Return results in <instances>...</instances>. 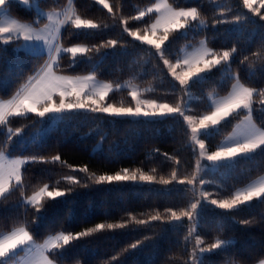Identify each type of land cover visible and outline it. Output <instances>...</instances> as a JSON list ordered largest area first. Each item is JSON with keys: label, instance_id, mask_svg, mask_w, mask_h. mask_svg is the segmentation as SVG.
I'll list each match as a JSON object with an SVG mask.
<instances>
[{"label": "trees", "instance_id": "obj_1", "mask_svg": "<svg viewBox=\"0 0 264 264\" xmlns=\"http://www.w3.org/2000/svg\"><path fill=\"white\" fill-rule=\"evenodd\" d=\"M155 1L108 0L112 8L109 12L93 0H40L45 8H65L66 12L73 3L71 14L100 25L94 30L64 28L60 44H82L92 50L78 55L75 63L70 54L61 56L58 70L70 76L95 73L96 78L114 86L133 82L145 88V99L173 106L181 103L183 97L181 106L196 116L210 110L209 94L226 95L238 81L256 89L252 97V118L264 129V100L259 95L264 91V20L260 19L264 8L254 5L260 13L257 15L244 7L243 0H169L176 8L196 7L199 20L204 21L200 24L198 20V28H190L186 33L181 30L170 35L166 56L173 63L186 46L200 40L216 53L237 49L230 61V72H226L225 65L213 69L202 82L192 83L190 96H185L155 49L135 41L124 30L125 27L133 31L140 29L144 34L155 14H147L140 20L133 17ZM9 8L16 18L35 21L33 7L11 2ZM108 40H117V46L95 50L94 46ZM20 42L3 44L0 40V99L11 98L48 59L20 49ZM106 103L135 106L125 88L111 92ZM241 115L231 116L218 131L204 136L210 150H216L221 140L233 131ZM43 121L30 114L10 118L7 127H0V151L45 158L23 168V195L16 190L7 199H0V234L26 226L35 241L43 242L60 231L77 233L98 223L125 225L72 242L63 257L56 258L59 264H256L264 260V198L236 210H222L204 203L201 215L191 222L185 218L176 224L164 219L170 215L169 209L177 212L188 209L199 198L200 191L208 192L209 200L224 199L264 175V150L257 149L231 165L201 171L194 195L192 186L172 179L173 172L177 180L191 178L198 161L182 117L148 121L81 111L63 114L54 122L48 121L46 126ZM8 127L13 131L22 129L11 142H6ZM57 154L60 161H52ZM85 166L87 173L74 170ZM124 169L136 172L137 181L96 185L89 179L102 174H122ZM140 174L153 176L155 180L141 182ZM161 179L172 182L164 185L159 183ZM199 179L205 183L200 185ZM44 184L59 187L67 194L55 201L46 200L41 212L36 213L23 202ZM68 189L72 191L67 192ZM157 213L162 219L151 220ZM137 220L147 223L138 224ZM246 220L249 223H243ZM197 236L203 241L199 246ZM217 238L231 243L224 251L205 253L201 257L199 248H207ZM138 241V247L132 249L131 245Z\"/></svg>", "mask_w": 264, "mask_h": 264}, {"label": "snow or ice", "instance_id": "obj_2", "mask_svg": "<svg viewBox=\"0 0 264 264\" xmlns=\"http://www.w3.org/2000/svg\"><path fill=\"white\" fill-rule=\"evenodd\" d=\"M12 0H0V40L3 44H8L14 39L23 40V47L33 55L39 57L44 54V48L47 49L48 59L36 71L35 75L30 76L25 84H23L10 99H0V127H7L10 123V118L26 117L29 113L41 118L56 117L74 112H90L107 114L112 117H131L136 120L144 119L148 121L156 119H164L166 117H182L187 129L190 132V137L193 145L198 146L199 157L211 162L210 167L216 168L224 165H231L236 160L248 157L256 152L257 149L264 150V129L258 127L252 118V97L256 89L246 87L237 82L232 85V91L225 97L216 99L210 98V110L201 115H188L186 109L181 106L184 103L183 97L181 103L175 106L160 102L156 99H142L138 88L129 87L128 95L135 106H116L112 103H106L109 94L114 90H118L124 85L110 82H101L96 78L95 73L85 76H65L59 75V59L61 53L70 54L73 63L77 61L78 54L85 55L92 49L87 46H71L63 47L58 36L61 34V29L65 26H70L77 30H94L100 28V25L91 19H82L79 15L64 13L63 19H59L60 13L45 14L38 5L36 7L37 21L47 15L48 23H45L42 28L33 27L32 24L22 23L12 19L5 12L6 5ZM30 0H23L25 5H28ZM257 0H243L245 8L251 12L260 15L258 10L253 7ZM96 3L103 5L109 12L112 8L107 3V0H96ZM259 6L264 8V0H259ZM148 13H155L156 19L150 25V28L144 29V34L141 30L135 31L125 27L128 36L135 41L151 46L155 49L156 55L163 62L164 67L168 69L171 78L178 82L179 90L185 95L190 96L189 89L192 83L202 82L213 69H217L221 65L226 67V72H230V61L233 54L237 51L235 47L230 50H225L222 53L213 52L206 46L194 52L188 53L182 58H177L173 63L166 56V42L169 41L170 35L178 33L181 30H188L193 27V22L199 20V12L196 7L190 8H173L170 4H154L144 11L133 17L134 20H140ZM239 20V17L236 18ZM260 19L264 20V15H260ZM36 21H34L35 23ZM126 23V22H125ZM203 24V20H199ZM159 31V34H158ZM117 40H108L100 46H94L98 52L100 47L115 48ZM247 60V56L244 57ZM243 63V61H241ZM179 69V71H178ZM238 80V77H233ZM264 100V91L259 94ZM58 97V102L57 98ZM240 110H246L241 124L234 130L233 135L229 136L227 141L220 145L217 150L208 152L206 150L205 140L200 139L201 136H209L212 132L218 131L219 126L228 120L234 114H239ZM264 110V109H262ZM22 129L16 128L14 131L8 127L6 142H11L14 136H19ZM228 141H232L229 143ZM52 161H60L59 154L51 158ZM45 158L40 156H30L25 158H8L5 151H0V198L7 199L8 196L20 190L23 195V172L22 168L30 163L44 161ZM179 163V161H177ZM203 165L197 161L196 170L191 178L185 177L177 180V174L173 172L172 179L179 184H187L192 186L195 195V189L198 179V174L202 171ZM79 172L87 173V166L74 169ZM74 183H79L74 177H69ZM96 185L112 184L119 182H136L137 173H129L128 169H124L123 173L102 174L99 176H90ZM155 178L150 175L140 174L139 181L153 182ZM172 181L161 179L159 183L168 185ZM205 181L199 179V184L203 185ZM68 189L67 192H71ZM66 191L59 187H51L44 184L39 190L34 191L31 196L24 200L26 206H31L36 213H40L44 207L46 200L55 201L58 198L64 197ZM209 193L200 191L199 198L190 204V207L179 212L169 209L170 215L165 217L169 223L179 224L185 218L188 221H193L194 217L201 215L200 209L204 203H209L218 209L236 210L242 205H247L253 200L264 198V181L254 183L250 186L235 191L233 195L224 199H210ZM134 219V218H133ZM153 221L162 219L157 213L150 217ZM138 224L147 223L144 220L135 221ZM247 224L249 221H243ZM124 224L113 223H98L94 227L87 228L77 233L60 231L57 234L51 235L44 240L43 243H36L33 234L26 226H20L8 232L0 234V264H5V261L21 251L30 254V264H57L56 258H62L67 247L74 241H79L84 237H89L95 233H99L105 229L112 230L123 228ZM203 241L197 236L196 244L199 246ZM231 241L217 238L215 242L208 245L207 248L200 247L199 253L201 257L205 253H213L214 251H224ZM140 242L133 243L132 249H136ZM52 257V258H50ZM192 258L197 259L195 251L192 253ZM264 264V260L260 261Z\"/></svg>", "mask_w": 264, "mask_h": 264}, {"label": "rangeland", "instance_id": "obj_3", "mask_svg": "<svg viewBox=\"0 0 264 264\" xmlns=\"http://www.w3.org/2000/svg\"><path fill=\"white\" fill-rule=\"evenodd\" d=\"M69 1H71V0H69ZM95 3H96V0H93ZM12 2H19V3H21V4H23V5H25L24 3H23V0H12ZM74 2V1H73ZM107 3L109 4V2H108V0H107ZM163 4V3H167V4H170L171 6H172V4L169 2V0H156L155 1V3L154 4ZM96 4H98V3H96ZM153 4V5H154ZM37 5H38V7H39V9L42 11V12H44L45 14H49V13H51V14H55V13H60V16H59V19H63V14L64 13H69V14H71V12H72V8H73V3L70 5V8H69V10H68V12H66V9L65 8H53V9H51V8H45V7H43L42 6V4L40 3V0H30V2H29V4L28 5H25V6H28V7H33V9L35 10V13H36V7H37ZM99 6H101V7H103V5H100V4H98ZM153 5H151V6H148V7H152ZM254 5H259V0H257V2L254 4ZM253 5V6H254ZM9 6H10V4H8V5H6V7H5V12H6V14L9 16V17H11L12 19H15V20H18L19 22H22V23H27V24H32L33 25V27H39V28H42L43 27V25L45 24V23H48V20H47V15H45L44 17H41L38 21H37V14H36V18H35V23L34 22H28V21H22V20H20V19H18V18H16L14 15H12V13L10 12V8H9ZM148 7H146V8H144V9H142V11H144V10H146ZM173 7V6H172ZM104 8V7H103ZM173 8H176V7H173ZM148 14H151V13H148ZM155 14V13H154ZM147 15V14H146ZM145 15V16H146ZM144 18V17H143ZM143 18H141V19H143ZM155 19H156V14H155V17H154V20L152 21V23L155 21ZM151 23V24H152ZM200 25V24H199ZM201 26V25H200ZM66 27V26H65ZM65 27H63L62 29H61V34H62V31L64 30V28ZM192 28H198V22L196 21V22H193V27ZM184 33H186V32H188V30H182ZM61 34L58 36V40L60 41V37H61ZM158 34H159V31H158ZM0 35H2V34H0ZM15 40V39H14ZM21 42H20V44H19V48L20 49H22V50H25L23 47H20V45H22L23 44V40L21 39L20 40ZM202 42H203V46H206L207 48H209L208 46H207V44H206V42L204 41V40H200L198 43H196V44H194V45H191V46H186L183 50H182V54H181V56H180V58H182L183 56H185V55H187L188 53H191V52H194V51H196V50H198V49H200L201 47H202ZM167 43V42H166ZM63 47H71V46H77V45H80V46H85V45H82V44H75V45H67V44H61ZM210 49V48H209ZM25 51H27V50H25ZM29 52V51H28ZM67 53H61V56H63V55H66ZM43 55H45L46 57H48L47 56V49H46V47L44 48V54ZM78 55H80V54H78ZM60 56V57H61ZM60 60V59H59ZM58 74L59 75H65V76H70V75H67V74H64V73H62L61 71H59L58 70ZM73 77H76V76H73ZM98 79V78H97ZM99 80V79H98ZM99 81H101V82H105V81H102V80H99ZM238 82V81H237ZM236 82V83H237ZM240 83V82H239ZM121 85H124V87H121L120 89H123V88H125V89H128V91H129V87H132V88H138L139 89V91H140V93H141V98L142 99H145V97H144V95H143V93L145 92V88H142V87H140L139 85H137L136 83H133V82H129V81H127V82H124V83H122ZM232 91V90H231ZM230 91V92H231ZM229 92V93H230ZM228 93V94H229ZM228 94H226V95H218L217 93H211V94H209V96H208V103H209V105H210V98H216V99H219V98H222V97H225V96H227ZM5 99H10V98H5ZM57 99V102H58V97L56 98ZM31 113H29L28 115H30ZM186 114H188V115H191L190 113H187L186 112ZM203 114H205V113H203ZM239 114H242L241 115V118L242 119H240L237 123H236V126L234 127V129H233V131H231L227 136H225L222 140H221V142H220V144L218 145V147L220 146V145H222L225 141H227V139H228V137L229 136H231V135H233V133H234V130L237 128V126L238 125H240L241 124V121L243 120V118H244V116L247 114V112H246V110H240V112H239ZM235 115V114H234ZM61 115H57L56 117H45V118H43V125L44 126H46L47 124H48V121H50V123L51 122H54V120H56V119H58V117H60ZM129 118H131V117H129ZM230 118V117H229ZM228 118V119H229ZM132 119H134V118H132ZM253 122H254V120H253ZM255 123V122H254ZM256 124V123H255ZM259 127V126H258ZM210 136V135H209ZM200 139H203V140H205V144H206V150L208 151V152H211V151H215V150H210V147H209V142H208V139L206 138V137H204V136H201L200 137ZM229 143H231L232 141H228ZM191 144H192V141H191ZM193 145V144H192ZM193 147H194V150L196 151V153H197V155H198V160L200 161V163H201V165H203V166H205V167H203V169H202V171L203 170H207V169H211V170H213V168L212 167H210L209 165L211 164V162H208L206 159H201L200 157H199V149H198V146H196V145H193ZM217 147V148H218ZM217 150V149H216ZM7 154H8V158H11V159H14V158H25L26 156H23V155H18V154H13L11 151H5ZM219 168V167H218ZM218 168H216V169H218ZM22 170H23V168H22ZM261 181H264V175H262L261 177H259V178H257V179H255V180H253V181H251V182H249L248 184H246V185H244V186H242V187H240L238 190H242V189H244V188H246V187H248V186H250L251 184H254V183H260ZM237 190V191H238ZM1 199V198H0ZM15 230V229H14ZM10 232V231H9ZM8 232H6V233H4V234H7ZM36 243H43V242H37V241H35ZM51 258V257H50ZM30 259H31V256H30V254L29 253H27V252H25V251H21V252H19L18 254H16V255H14V256H12L11 258H9L8 260H6L5 261V264H30ZM57 264H59V263H57ZM256 264H260V262H258V263H256Z\"/></svg>", "mask_w": 264, "mask_h": 264}]
</instances>
